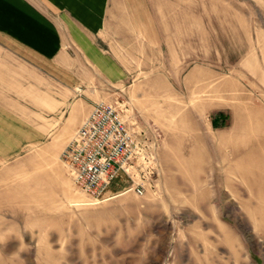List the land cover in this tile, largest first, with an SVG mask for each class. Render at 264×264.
I'll use <instances>...</instances> for the list:
<instances>
[{"label":"rangeland","instance_id":"374dc122","mask_svg":"<svg viewBox=\"0 0 264 264\" xmlns=\"http://www.w3.org/2000/svg\"><path fill=\"white\" fill-rule=\"evenodd\" d=\"M177 3L163 0L175 42L130 56L124 79L90 72V106L0 96V264H264V216L244 214L264 211V14L252 0ZM98 103L142 151L95 199L63 152Z\"/></svg>","mask_w":264,"mask_h":264},{"label":"crops","instance_id":"0c3cea01","mask_svg":"<svg viewBox=\"0 0 264 264\" xmlns=\"http://www.w3.org/2000/svg\"><path fill=\"white\" fill-rule=\"evenodd\" d=\"M252 2L264 14V0ZM163 12V0H0V96L13 109L24 100L49 112L85 106V76L124 79L130 56L147 61L160 42H175ZM77 125L67 126V135ZM261 213L244 212L249 221Z\"/></svg>","mask_w":264,"mask_h":264},{"label":"built area","instance_id":"2783aa9c","mask_svg":"<svg viewBox=\"0 0 264 264\" xmlns=\"http://www.w3.org/2000/svg\"><path fill=\"white\" fill-rule=\"evenodd\" d=\"M139 139L125 124L119 110L112 105L96 104L77 128L63 154L78 188L102 198L120 171L128 172L131 162L141 154ZM143 194V185L132 187Z\"/></svg>","mask_w":264,"mask_h":264}]
</instances>
